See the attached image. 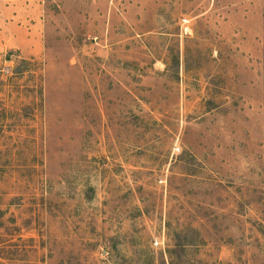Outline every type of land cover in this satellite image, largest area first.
<instances>
[{
  "label": "rangeland",
  "instance_id": "obj_1",
  "mask_svg": "<svg viewBox=\"0 0 264 264\" xmlns=\"http://www.w3.org/2000/svg\"><path fill=\"white\" fill-rule=\"evenodd\" d=\"M37 1L46 48L0 53V264H264V0Z\"/></svg>",
  "mask_w": 264,
  "mask_h": 264
},
{
  "label": "crops",
  "instance_id": "obj_2",
  "mask_svg": "<svg viewBox=\"0 0 264 264\" xmlns=\"http://www.w3.org/2000/svg\"><path fill=\"white\" fill-rule=\"evenodd\" d=\"M41 6L37 0H0V53L14 49L37 57L46 48Z\"/></svg>",
  "mask_w": 264,
  "mask_h": 264
}]
</instances>
